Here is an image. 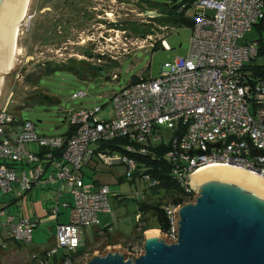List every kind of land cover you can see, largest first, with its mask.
<instances>
[{
	"label": "built area",
	"instance_id": "2783aa9c",
	"mask_svg": "<svg viewBox=\"0 0 264 264\" xmlns=\"http://www.w3.org/2000/svg\"><path fill=\"white\" fill-rule=\"evenodd\" d=\"M182 1L193 9L185 55L164 63L156 78L127 84L112 93L110 119L95 117L101 108L71 110L64 115L72 129L70 137L41 136L32 123L18 122L6 110L10 95L0 106L1 196L52 186L58 204L52 216H59V208L66 210V220H56L52 247L40 254L31 253L29 264L86 262L87 253L74 255L83 246V231L98 225L99 215L110 213L111 190L105 185L96 190L81 186V168L89 161L106 167L118 165L130 185L156 186L157 182L149 181L146 175H135L137 163L128 154L145 156L148 147L163 143L161 127L170 131L166 143L170 150L165 157L171 166L170 176L184 196L181 204L169 201L162 206L169 228L158 232L171 243L175 242L176 210L193 201L190 182L198 170L207 165L229 166L264 181V80L241 81V69L255 57L257 47L250 41L237 43L262 19L264 0ZM99 38L102 49L111 50L116 45L109 37L93 40L90 36L87 40L97 45ZM157 41L161 50H171L165 37ZM145 42L151 48L152 37L140 40L137 48H143ZM110 54L105 51L100 55L112 59ZM83 96L77 92L71 100ZM120 139L129 142L121 147L123 153L98 150L100 145ZM25 145H35L36 149ZM40 151H44L42 155ZM0 217H4L1 238L20 244L32 241L34 221L6 210H0ZM139 220L140 214H136L135 222ZM4 246L1 242L0 249ZM141 253L130 251V256Z\"/></svg>",
	"mask_w": 264,
	"mask_h": 264
},
{
	"label": "rangeland",
	"instance_id": "374dc122",
	"mask_svg": "<svg viewBox=\"0 0 264 264\" xmlns=\"http://www.w3.org/2000/svg\"><path fill=\"white\" fill-rule=\"evenodd\" d=\"M148 1L164 7L161 5L168 3L171 5L172 1L178 4L182 0ZM29 3L26 18L19 26L18 53L15 54L13 68L7 75H2L0 106L10 95L6 110L13 114L16 121L32 123L35 126V132L41 136L63 135L67 129L64 115L71 110L101 108L95 117L99 120L110 119L112 112L109 99L112 93L127 85L132 76L145 79L156 78L164 63L171 62L175 57L184 56L188 49V26L180 24L177 26L178 23H168L162 27L157 24L152 25L154 21L145 17V13L141 12L138 0H29ZM143 10L146 11V8L143 7ZM150 12L160 15L158 11ZM105 13L108 16H105ZM192 17L193 9L187 7L183 18L192 19ZM124 22H135L140 26L141 23H143L142 26L149 24L147 27L152 30L150 35L152 43L160 37H165L171 50L163 51L157 47L152 51L147 46L148 42L144 43L143 48L138 49L140 37L129 31H124L122 34L121 28H117L120 25L122 27L126 25ZM90 36L93 40L98 36L109 37L116 45L114 44L111 50L102 49V40L99 38L97 45H92V42L87 40ZM85 50L90 51L93 56L108 51L115 57V60L109 59L107 55L103 56L104 59H100V63H97L95 57L92 60L87 58L86 60L82 55ZM69 59L84 60L100 67L95 73L83 67V64H74L76 73L62 69L49 70L55 64L67 63ZM256 62L263 63L261 58H257ZM28 75L32 79L31 83L34 82V86L26 82ZM33 76H35V81ZM112 76H115V79H111ZM77 92H83L85 96L71 100V95ZM32 93L46 97L47 101L39 104L24 100ZM160 133L162 142L167 143L170 131L161 127ZM14 137L15 134L12 133L11 138ZM25 148L35 150L36 146L25 145ZM109 188L111 190L108 199L110 213L107 216H109V221L112 219V230L108 235L110 240L93 244L91 235L93 229H85L82 240L85 239L84 249L88 258L92 254L101 255L105 250L111 251L114 248L123 251L125 257L130 255V251L141 253L142 242L136 238L139 228L155 226L154 217L148 212L142 215L140 224L135 222V215L139 212L136 201L142 200L152 204L154 200L159 199L153 195L158 190L157 188L151 189L143 183L134 187L125 180ZM139 191L140 195L137 193ZM161 195L162 193L158 192V197ZM15 197L16 193L7 198L2 196L0 204H6L8 199ZM169 200V197H165L162 203L167 204ZM34 207L37 209V205ZM30 208L29 205L22 207V203L16 201L4 210L13 215H18L23 210L27 215V209L30 210ZM41 211L39 205L42 222L32 231L31 243L17 244L24 252L19 250L13 258L4 256L3 259L0 258V264H28L29 254L38 252V250L32 252L33 248L49 249L53 245L55 224L48 221L49 217L44 215L45 210ZM3 220L4 217H0V222ZM135 225H138V230H135ZM152 230L155 229L146 230L142 235ZM35 231L36 234H34ZM132 234L136 235L134 239L125 241V243L119 242L118 247L113 246L118 242V238L127 239ZM38 238H41L43 242L41 243V239ZM165 242H168L166 238ZM13 245L14 243L9 242L7 248H12Z\"/></svg>",
	"mask_w": 264,
	"mask_h": 264
},
{
	"label": "water",
	"instance_id": "95a60500",
	"mask_svg": "<svg viewBox=\"0 0 264 264\" xmlns=\"http://www.w3.org/2000/svg\"><path fill=\"white\" fill-rule=\"evenodd\" d=\"M28 0H0V85L15 49L17 24ZM154 13L145 12L153 18ZM195 197L175 213V242L144 233L136 257L119 248L92 254L84 264H264V186L222 171L190 182Z\"/></svg>",
	"mask_w": 264,
	"mask_h": 264
},
{
	"label": "trees",
	"instance_id": "16d2710c",
	"mask_svg": "<svg viewBox=\"0 0 264 264\" xmlns=\"http://www.w3.org/2000/svg\"><path fill=\"white\" fill-rule=\"evenodd\" d=\"M139 2V8L141 12H150V11H158L160 15H157V17L151 18V21H154L152 25H160L159 27L165 26V24L168 23H178L177 26L180 25H186L189 28H191L193 21L192 19H187L183 18V13L186 10L187 7H189L188 3H185L181 1L180 3L176 4L174 1H172L171 5L164 4L161 6L164 7H159L156 3H150L148 0H138ZM185 5L183 9H181L182 5ZM146 8V11L143 10V7ZM260 22V21H259ZM259 22L254 25L258 26ZM126 25L123 27L120 25L117 28H121L123 31H129L131 33H134L138 37H140L141 40H144L147 36H150L152 34V30H150V27L148 28L147 26H142L143 23L140 25H137L135 22H124ZM116 26V25H115ZM140 26V27H139ZM144 27V29H142ZM154 29V27H152ZM94 45V44H92ZM158 46V41H154L151 46V50L154 51L157 49ZM160 49V48H159ZM82 55L85 57V59H93L94 57L97 59V63H100V59H104V55L101 56L99 55H94L90 51H83ZM257 58L263 59V63L259 64L256 62ZM86 59V60H87ZM74 64H83V67H86L88 70H91V72L95 73L100 66H94L91 65L90 63L84 61V60H78L75 61L74 59H69L67 63H61V64H55L53 68L49 69L50 71H55V70H69L70 72H75L76 73V68ZM46 65V63L44 64ZM50 66V65H49ZM240 79L242 82H253L256 80H264V46L262 41H258L257 43V51H256V56L253 58L251 61H249L246 65H244L241 69L240 72ZM34 81H35V76ZM26 82L30 83L32 86H34V82L31 83L32 79L28 75L26 77ZM140 80H145V78H138L135 76H132L129 79L128 84H134L136 82H139ZM35 92V91H33ZM24 100H29L35 103H42L43 101H47V98L44 96H41L40 94H35L33 93L26 97ZM72 133V129L70 127H67L65 133L61 136L63 137H70ZM129 144V142L125 139H120V140H114L109 143H105L99 146L98 150H103L106 148L112 149L114 151H117L118 153H123L121 147L124 145ZM170 150V147L166 143H161L159 142L158 144H155L153 146H150L147 148V154L145 156H141L140 154L133 153V154H128V157L131 159L135 160L137 163V171H136V176L140 174H144L148 177L149 181H156L157 185L150 187L153 189L154 187L157 188L158 190L153 193L155 198H159L158 200H154L152 204L145 203L141 200L138 202V210L143 214L148 212L154 217L155 220V226L153 227H144L142 226L139 228V232L137 233L136 238L142 241L143 235L142 233L146 230L150 229H156L159 230L161 233H165L168 231L169 224L168 221L165 217V213L163 211V198L169 197V201L173 204H181L184 201V196H182V192L179 189L178 185L173 181V179L170 176V164L167 158L165 157V154ZM44 151H40V154L42 155ZM124 180V178H123ZM158 192H161L162 195L161 197H158ZM140 222V220H139ZM138 222V224H139ZM138 226V225H137ZM135 227L136 230H138V227ZM135 238V237H134ZM133 238V239H134ZM130 249V247H129ZM83 252L82 250L78 251L76 255L79 253Z\"/></svg>",
	"mask_w": 264,
	"mask_h": 264
},
{
	"label": "crops",
	"instance_id": "0c3cea01",
	"mask_svg": "<svg viewBox=\"0 0 264 264\" xmlns=\"http://www.w3.org/2000/svg\"><path fill=\"white\" fill-rule=\"evenodd\" d=\"M249 41L254 42L256 44V47H257L258 41H262L263 46H264V15H263L261 21L259 22V25L254 26L248 33L245 34L243 39L239 40L237 43L240 45V44H244L245 42H249ZM110 55H112V54H110ZM111 60H115V57H112ZM261 61L263 62V59H261ZM90 148L94 149L95 146L92 145V146H90ZM85 178L87 180H84ZM122 180H123V167L118 166V165L106 167V166L101 165V164H96L93 161H89L80 170L81 186H84L87 189L96 190L98 187L103 186V185H105L107 187H111V186H114L116 183L118 184L119 182H122ZM131 186H133V185H131ZM135 187H137V185H135ZM138 193L141 194L140 191ZM1 197L2 196L0 194V198ZM0 201H2V199H0ZM16 201L21 202L22 207H23V205H27V206L29 205V208H30V206L32 205V208H30V210L27 209V215L23 212V210H21V213L19 214V216L26 219V220L34 221L36 224H35V227L33 228V230L37 227V225H39L42 222L41 221L42 213H39V205L41 206V209H42L41 212H43V210L46 211L44 215L49 217L48 221L53 222L55 224L56 220H58L60 222V221H64L66 219L65 208L64 209L59 208V216L57 218H54L52 216V212H53L52 210H54L55 205H58L57 201H56V192L54 191V188L52 186L51 187L50 186L44 187L41 189H37V188L35 189L34 188V189H32L26 193L16 194V197L14 199L8 201V203L0 204V210H4V209H6L7 206H9L11 204H15ZM136 202H137V206H138V201H136ZM34 205H37V209L34 207ZM138 214H140V222H141L142 213L139 211ZM106 216L107 215H102V214L99 215V217H98L99 224L90 228V229H93L92 233H91V235L93 237V244L95 242H98V241L102 242L104 240H110L108 235H109V232L112 230V219L109 221V216H107V217ZM135 230H136V228H135ZM83 233H82V235H83ZM32 234H33V232H32ZM34 234H36V231L34 232ZM133 234L127 239L126 238H118L119 239L118 242L115 243V245H113V246L118 247L120 245L119 242L125 243V241L131 240L132 238H134L136 236V235L134 236ZM38 239H41V238H38ZM84 240H82L83 246L80 250H82L84 253H86V251L84 249V245H86ZM53 241H54V238H53ZM142 241H143V239H142ZM1 242H4V245H5L3 249H0V251L3 250L0 253L1 259H3L4 256H8L9 258H13L14 255L19 252V250H21V252H24L23 249L21 248V246L17 245L19 243L13 242L10 239H4V238L0 237V243ZM9 242L14 243V245H13L14 247L8 249L7 244ZM42 242L43 241L41 239V243ZM36 250H38V252H36ZM45 250H48V249L33 248L32 252H36L34 254H40ZM3 252H5V253H3ZM28 264H29V262H28Z\"/></svg>",
	"mask_w": 264,
	"mask_h": 264
},
{
	"label": "bare ground",
	"instance_id": "6f19581e",
	"mask_svg": "<svg viewBox=\"0 0 264 264\" xmlns=\"http://www.w3.org/2000/svg\"><path fill=\"white\" fill-rule=\"evenodd\" d=\"M28 3H29V0L27 1V4H26V8H25V11H24V15H23V19L21 22H24V19L26 18V14H27V8H28ZM30 4V3H29ZM261 21V20H260ZM21 22H18L17 24V32H16V38H15V49H14V54H13V58H12V62H11V68H10V71L12 70L13 68V63H14V58H15V54L18 53V48H17V39H18V36H19V26H20V23ZM9 71V72H10ZM8 72V73H9ZM7 73V74H8ZM208 171H222V172H227V173H231V174H234V175H237V176H240V177H243V178H246L248 180H251L253 182H256L262 186H264V181L254 177L253 175L249 174V173H246V172H243V171H240V170H237V169H234L232 167H229V166H214V165H207V166H204L203 168H201L200 170H198L191 178V181L193 180V178H195L197 175L201 174V173H204V172H208ZM152 231H156L157 234H158V231L157 230H152Z\"/></svg>",
	"mask_w": 264,
	"mask_h": 264
}]
</instances>
